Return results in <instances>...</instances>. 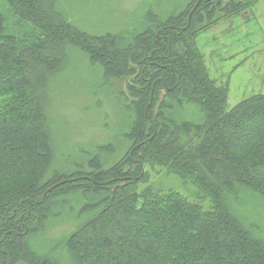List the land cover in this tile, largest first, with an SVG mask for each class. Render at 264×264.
Returning a JSON list of instances; mask_svg holds the SVG:
<instances>
[{"label": "trees", "instance_id": "1", "mask_svg": "<svg viewBox=\"0 0 264 264\" xmlns=\"http://www.w3.org/2000/svg\"><path fill=\"white\" fill-rule=\"evenodd\" d=\"M76 1L8 0V35L0 13V264H264V238L233 207L243 190L264 195V93L228 110L198 44L259 0H201L192 14L198 0L189 1L166 17L150 12L142 30L105 34L67 16ZM80 53L102 75L77 86H106L98 101L117 111L105 154L62 151L61 115L54 99L44 103L51 78ZM156 166L195 184L213 209L152 187ZM68 216L72 230L54 232Z\"/></svg>", "mask_w": 264, "mask_h": 264}, {"label": "rangeland", "instance_id": "2", "mask_svg": "<svg viewBox=\"0 0 264 264\" xmlns=\"http://www.w3.org/2000/svg\"><path fill=\"white\" fill-rule=\"evenodd\" d=\"M87 1L77 0L70 5L64 4L67 16L82 29L105 34L142 30L145 23L144 17L149 18L150 12H158L166 17L171 12H181L187 2L194 3L196 0ZM0 13L6 21L7 35L15 33L16 17L8 0H0ZM248 15L249 17L242 13L220 22L201 34L198 39L210 76L217 84L226 88L228 110L256 93H264V0H259V3L253 7V14ZM247 18L249 20H246ZM61 65L62 63L57 64V66ZM99 67V65L92 66L83 53L80 57L74 54L66 68H61L55 77L51 78L52 91L49 87V99H46L44 103L54 99L55 109L58 111L56 113L67 117L65 120L61 116L57 118L58 124H63L64 129L57 137L62 151H68L69 146L74 147L73 150H75L79 144H83L85 147H82L80 151L94 149V151H103L105 154L103 149L99 150V146L107 143L110 134L114 133L116 119L110 120V115L117 111L115 104L103 101L99 103L98 100L100 97L107 100L106 97L111 92L105 86L103 93L98 90L93 93V86L85 87L83 84L77 86L76 83V81H85L86 78L101 77L102 72ZM129 80L126 78V81L129 82ZM115 83L118 86H125L122 78ZM128 91L127 89V93ZM95 104L97 106L94 109L91 106ZM84 107L88 109L82 110ZM56 159H59L58 151ZM60 159L58 166H62V158ZM112 161H114L113 158ZM147 169L150 172V183H148L152 187L160 188L162 192L178 191L190 202L198 205L202 211L213 209L211 199L204 195L195 184L184 183L176 175L168 174L160 166L147 167ZM148 183H142L141 188ZM242 193L240 201L233 205L234 210L255 235L264 238V195L258 194L253 189L243 190ZM70 220L72 218L68 216L52 222L54 232L61 229L60 233L72 230L75 221L70 222ZM38 239L41 242L45 239L44 235ZM66 258L65 256L64 259ZM66 263L71 264L69 260H66Z\"/></svg>", "mask_w": 264, "mask_h": 264}, {"label": "water", "instance_id": "3", "mask_svg": "<svg viewBox=\"0 0 264 264\" xmlns=\"http://www.w3.org/2000/svg\"><path fill=\"white\" fill-rule=\"evenodd\" d=\"M200 1H201V0H198V1H197V3H196V5H195V7L193 8V10H192V12H191V14H192V13H193V11L195 10V8L198 6V4L200 3ZM191 14H190V17H191Z\"/></svg>", "mask_w": 264, "mask_h": 264}]
</instances>
